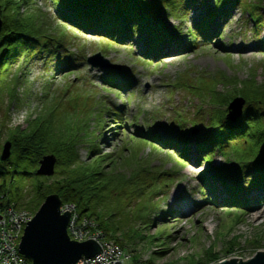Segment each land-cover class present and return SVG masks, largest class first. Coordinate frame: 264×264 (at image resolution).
I'll return each mask as SVG.
<instances>
[{"label": "trees", "instance_id": "trees-1", "mask_svg": "<svg viewBox=\"0 0 264 264\" xmlns=\"http://www.w3.org/2000/svg\"><path fill=\"white\" fill-rule=\"evenodd\" d=\"M44 1L52 4L56 11L55 19L45 16V22L50 28V33L46 34L48 42L41 41L42 34L28 32V28L38 27V20L44 16L42 13L35 14L29 10L25 13L21 11V5L27 7L32 4V0H0V17L3 20L0 32V103L6 100L9 107L17 100L14 98L22 65L41 58L44 53L50 60V63L46 64L50 65L49 71L55 68L67 79L65 81L67 87L58 101L53 104L50 97V107L41 113V116L33 118L29 115L26 127L20 125L12 128L5 125L2 127L8 130L6 140L12 143V155L8 161H0V203H14L18 208L36 213L47 196L57 195L62 204H74L82 215L94 219L106 237L124 249H129V246L144 239H147L148 243L156 244L169 235L161 232L149 235L143 231L157 222L151 217L155 208L152 204L156 198H166L171 173L164 170L149 177L148 171L144 169L149 167V164L146 165L139 157H135V160L130 159L133 152L126 148L127 144L110 154L104 153L99 147L98 139L102 137L99 130H81L80 127L87 122V117L96 114L100 103L96 109L97 99L93 97L88 106L89 99L82 93L84 85L79 83L76 85L73 80H68L70 74L77 71V66L82 65L87 57L85 52L87 47L82 42L75 43V40L78 34L85 32H90L101 40L109 41L108 38H112L116 42L119 37L123 38L125 35L131 38L147 33L154 41L146 43L149 45L146 53L150 55L153 52L152 46L159 45L165 37H170L166 21L168 19L177 21L175 29L178 30L180 24L189 19V10L195 5L204 8V16L198 22H193L189 32L195 40L200 33L210 29L209 25L216 16L219 15L221 18L229 16L232 10L237 8L244 16L246 15V21L254 24L256 31L262 30L264 0ZM27 20H30L32 25H29ZM35 22L36 26L33 25ZM72 45L74 51L70 50ZM261 46H264L263 43ZM107 73L112 78L120 77L119 73L126 75L125 70L119 73L109 70ZM83 78L82 74L77 77V81ZM106 80L107 84L113 82L112 79ZM49 85L51 86L46 95L43 93L46 98L54 84L51 81ZM230 91L226 98L219 93L217 101L225 105L235 96L245 99L242 115L236 121L227 120L226 112L216 111L215 119L211 120L208 126L210 130L204 128V122L195 124L201 130V136L197 139L198 152L209 161V164L213 162L212 154L216 150L223 156L229 155L233 141H240L241 146L242 143L244 146L255 145L250 151L244 150L243 156L264 157V81L258 83L253 73L250 79L236 80ZM64 97L66 99H63ZM48 105L49 102L46 106ZM98 113H105L109 118L120 116L116 111L108 109L106 104L105 107L99 108ZM98 123L97 128L100 129L101 121ZM181 127L179 137L176 139L151 131L146 137L128 135V139L132 141L135 149H139L140 145H150L158 151L161 148L158 145H162L163 148L166 145H174L183 153L184 149L186 151L187 133L190 131L185 126ZM117 128L121 129L118 126ZM2 134L0 131V140ZM90 136L93 139H89ZM82 143L87 149L86 159L82 158L79 151ZM125 151L130 152L131 156L126 160L122 154ZM48 154L57 157L55 173L51 177L38 176L36 174L38 162ZM179 158L182 160V154ZM180 159L176 158V161L182 162ZM230 159L233 158L226 162ZM131 160L134 163H131ZM131 164H135V168H131ZM241 168L243 169L238 171L241 175L247 170L254 173L249 188L264 191V163L257 162L254 166L243 164ZM216 174L217 178L224 181L233 172L231 168L222 166L216 168ZM238 186L241 190L240 185ZM201 188L204 190L205 187L201 185ZM211 191L216 192L215 189ZM227 191L229 194L227 203L243 205L234 188L229 187ZM235 240L238 238H234V242L237 243ZM162 244L156 245L158 250L154 251V255L162 257L164 253ZM210 250H206L208 258L202 260L198 257L199 259L192 261L191 264H209L217 261V257L212 256ZM133 258L135 262L154 264L152 259L141 262L137 255Z\"/></svg>", "mask_w": 264, "mask_h": 264}, {"label": "rangeland", "instance_id": "rangeland-1", "mask_svg": "<svg viewBox=\"0 0 264 264\" xmlns=\"http://www.w3.org/2000/svg\"><path fill=\"white\" fill-rule=\"evenodd\" d=\"M203 9L201 5L193 6L189 10V19L180 24L178 30L175 29L177 21H166L170 37H165L159 45L151 47L154 53V56H151L155 64L153 67L136 62V57L143 59L140 54H144L149 48L146 43H154L151 35L147 33L131 37L129 41L120 39L115 46H112L110 41H99L97 37L85 33H77L75 40V43H84L87 55L100 52L111 63L132 74L126 76L131 83L123 84L126 81L120 76L113 78V86H108L105 80L112 77L106 70L95 69L90 72L86 62L77 66L78 70L70 74L68 80H73L76 85H84L82 93L89 99L88 106L94 97L97 99L96 109L98 103L101 104L99 108L105 107V104L107 108L112 105L124 116L122 121L119 117H112L108 121L107 114H99L98 108L95 115L87 117V122L80 127L81 130H99L102 136L98 139L99 147L104 153L110 154L127 144L126 148H129L133 155L131 157L130 152H123L124 160L129 157L133 160L135 157L141 158L146 165L149 164V167L144 168L149 177L164 170L171 173L166 198H156L152 204L155 208L151 217L154 220L159 219L152 227L143 231L149 235L161 232L169 237L160 239L156 244L148 243L147 239L138 240L133 246H129V249H125L132 257L137 255L141 262L152 259L154 264H191L199 258H208L207 249H211L209 252L217 257L214 262L232 258L247 261L254 257L257 251L264 252V191L249 190L254 173L247 170L246 177L244 174L233 175L224 181L215 178V167L226 166L225 161L229 158H233L229 166H236L233 161L240 166L235 173L243 169V164L254 166L257 162L264 163V157L243 156L244 150L250 151L255 145L244 146L242 143L241 146L240 141H233L229 155L223 157L221 152L214 151L213 163L209 165L198 156V142L196 144L195 137L201 136L199 129L197 134L188 133L190 136L187 151L183 153L184 162L179 158L182 153L174 145H166V149L160 148L158 151L150 145H140L139 149H135L132 141L125 136L126 132L133 135L145 132L148 126L176 139L182 129L177 119L189 128L204 122V128L210 130L208 126L211 120L215 119L216 111H228L226 104L218 103L219 93L226 98L236 80L250 79L253 73L258 83L264 81V48L260 46L264 43V29L256 31L254 24L245 20L246 15L244 16L239 8L232 10L229 16H216L209 25L212 36L207 37L206 33H202L199 36L200 48L190 47L189 31L193 22H198L204 16ZM28 10L35 14H44L38 20V27L28 28V32L42 34L41 41L48 42L46 34L50 33V28L45 22V16L56 18L53 5L44 0H32V4L27 7L21 5V11L25 13ZM27 22L32 25L30 20ZM53 22L56 24V20ZM33 25L36 26V22ZM72 46L70 50L74 51V45ZM161 48H164V53L158 55ZM45 57L44 55L40 60L36 58L22 65L14 98L17 100L9 107L6 100L0 103V131L3 133L0 145L7 138L8 130L2 129L4 125L8 128L19 125L26 127L29 115L33 118L41 116L40 114L50 107V97L54 104L66 89L67 79L55 68L52 70L56 76H53V73L44 67ZM120 69L117 72H120ZM82 74L84 78L77 81V77ZM51 81L54 85L46 98L44 95L51 86ZM151 114L154 115L153 119ZM98 121L102 124L100 129L97 128ZM118 125L123 128L118 129ZM83 143L79 151L82 158L86 159L87 150ZM177 144L179 145L178 142ZM176 158L183 163L176 161ZM133 160L131 163H134ZM131 166L135 168V164ZM208 183L217 189L220 199L219 196L214 199L208 190L201 191L200 184L206 186ZM236 183L242 184L244 191L243 194L239 192V196L243 202L249 201L247 206H228L229 203L226 202L227 187L234 188ZM210 196L213 200H209ZM166 209L170 211L169 214ZM92 222L96 228H100L95 220ZM234 238H238L235 240L237 243ZM159 243H163L162 257L154 255ZM236 261L239 262L240 259Z\"/></svg>", "mask_w": 264, "mask_h": 264}, {"label": "water", "instance_id": "water-1", "mask_svg": "<svg viewBox=\"0 0 264 264\" xmlns=\"http://www.w3.org/2000/svg\"><path fill=\"white\" fill-rule=\"evenodd\" d=\"M3 25L0 17V31ZM91 65L90 71L95 68H115L107 58L97 53L87 59ZM245 101L241 97L233 99L228 105V119L236 120L242 114ZM11 142L6 141L2 146L1 161H7L11 156ZM57 159L54 155L44 156L39 161L37 175L51 177L55 173ZM61 200L57 195L46 197L34 218L26 223L27 226L21 238L19 253L30 259L32 264H76L83 257L94 256L100 251V246L93 239L86 242L72 241L67 227L70 212L61 213ZM69 213V214H68ZM240 259V261H236ZM210 264H264V252L257 254L247 261L241 258H232Z\"/></svg>", "mask_w": 264, "mask_h": 264}, {"label": "built area", "instance_id": "built-area-1", "mask_svg": "<svg viewBox=\"0 0 264 264\" xmlns=\"http://www.w3.org/2000/svg\"><path fill=\"white\" fill-rule=\"evenodd\" d=\"M62 213L69 211L68 233L72 240L84 242L93 239L100 246V251L92 257H82L76 264H141L117 243L105 238V233L96 228L92 220L77 214L73 205L61 208ZM0 264H31L30 260L18 251V244L26 222L33 215L29 211H19L12 206L0 208Z\"/></svg>", "mask_w": 264, "mask_h": 264}, {"label": "bare ground", "instance_id": "bare-ground-1", "mask_svg": "<svg viewBox=\"0 0 264 264\" xmlns=\"http://www.w3.org/2000/svg\"><path fill=\"white\" fill-rule=\"evenodd\" d=\"M211 35H212V33H211ZM211 35H210V36H211ZM190 157L192 158V156H190Z\"/></svg>", "mask_w": 264, "mask_h": 264}]
</instances>
